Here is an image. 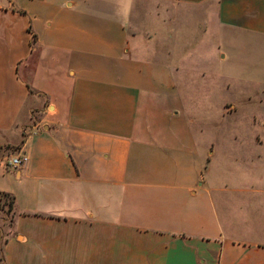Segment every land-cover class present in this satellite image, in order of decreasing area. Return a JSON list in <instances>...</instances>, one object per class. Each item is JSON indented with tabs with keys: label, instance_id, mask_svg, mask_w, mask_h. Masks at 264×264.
I'll use <instances>...</instances> for the list:
<instances>
[{
	"label": "crops",
	"instance_id": "1",
	"mask_svg": "<svg viewBox=\"0 0 264 264\" xmlns=\"http://www.w3.org/2000/svg\"><path fill=\"white\" fill-rule=\"evenodd\" d=\"M199 33L264 65V0H0V151L37 115L0 154V264H264L261 157L248 188L213 158Z\"/></svg>",
	"mask_w": 264,
	"mask_h": 264
},
{
	"label": "rangeland",
	"instance_id": "2",
	"mask_svg": "<svg viewBox=\"0 0 264 264\" xmlns=\"http://www.w3.org/2000/svg\"><path fill=\"white\" fill-rule=\"evenodd\" d=\"M145 11L140 10L143 14ZM181 21H177V24ZM215 37L204 35L203 33L193 35V47L201 51L205 61L208 74H205L201 90L204 92V100L201 114L198 115L197 121L208 128V141L213 144V158L222 159L220 164L224 173L238 175L235 182L247 185L249 170L252 162L249 155H260L261 163L259 173H264V65L254 68H233L228 61L220 62L216 55L217 44ZM225 49L224 44L221 45ZM199 52V51H198ZM206 64V65H205ZM227 72L233 75L238 73L240 78H230L225 81L216 80L210 74L215 72ZM37 120L34 110H30L21 123L22 131L20 141L15 146H7L6 151H0L6 160L14 158L18 146L22 142V136L28 128ZM223 128L222 132L212 134V129ZM234 137V138H233ZM261 143L258 149H254L253 142ZM211 150V148H209ZM250 153V154H249ZM9 167V166H7ZM219 165H217V168ZM251 171V170H250ZM257 182V189L264 190V181ZM11 215L6 212V208L0 211V233L2 236L9 232Z\"/></svg>",
	"mask_w": 264,
	"mask_h": 264
},
{
	"label": "trees",
	"instance_id": "3",
	"mask_svg": "<svg viewBox=\"0 0 264 264\" xmlns=\"http://www.w3.org/2000/svg\"><path fill=\"white\" fill-rule=\"evenodd\" d=\"M4 207L6 208V212L11 215L13 209V197L10 194L0 192V211ZM4 242L5 237L1 234L0 249Z\"/></svg>",
	"mask_w": 264,
	"mask_h": 264
},
{
	"label": "built area",
	"instance_id": "4",
	"mask_svg": "<svg viewBox=\"0 0 264 264\" xmlns=\"http://www.w3.org/2000/svg\"><path fill=\"white\" fill-rule=\"evenodd\" d=\"M26 161V157L23 154H19L14 158L6 160V165L11 168H18Z\"/></svg>",
	"mask_w": 264,
	"mask_h": 264
}]
</instances>
